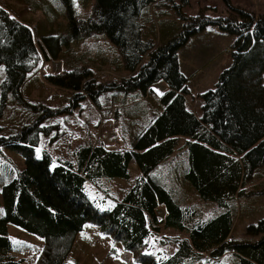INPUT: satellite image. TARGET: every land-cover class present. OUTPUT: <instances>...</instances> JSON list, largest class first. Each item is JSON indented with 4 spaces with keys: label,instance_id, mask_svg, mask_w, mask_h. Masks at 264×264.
<instances>
[{
    "label": "trees",
    "instance_id": "trees-1",
    "mask_svg": "<svg viewBox=\"0 0 264 264\" xmlns=\"http://www.w3.org/2000/svg\"><path fill=\"white\" fill-rule=\"evenodd\" d=\"M77 1L84 7L92 0ZM156 1L93 0L89 15L76 14L71 0H55L56 10L47 6L52 15L63 14L68 32L66 37L54 36L58 58L64 62L58 74L44 75L45 81L72 92L82 90L94 103L106 91H114L113 96L134 94V104L125 114L131 138L126 147L116 150L102 142L80 145L71 161L53 158L46 151L40 157L35 154L40 132L47 133L51 126L34 121L15 134L0 133V150L15 151L23 159V166L15 168L0 187V264H25L14 256L16 245L8 236V225L44 239L39 264H63L87 222L122 241L130 252L161 226L185 233L175 241L177 247L169 257L158 261L142 255L143 264L216 262L232 254L239 264H264V236L254 242H239L233 236L245 185L264 169V16L234 7L230 0H221L225 15L199 11L184 16L180 9L190 0H179L173 6L181 19L179 29L161 30L155 44L142 37L141 16ZM209 27L233 37L232 61L219 72L214 87L199 95L200 112L196 114L186 103L188 80L180 71L178 50ZM42 34L38 36L30 24L0 3V64L5 72L0 84V114L9 96L25 103L21 91L40 61L35 37H53L48 30ZM100 34L121 53L127 75L96 87L90 81L92 67L101 70L109 60L115 65V57L91 58L84 49L79 53L74 48H83L84 37ZM64 54L72 56L68 60ZM157 83L164 85L163 95L153 89ZM71 98V106H76L79 94ZM113 101L122 106L129 103ZM143 102L150 108L141 106ZM38 109L43 112L38 118L54 111L43 106ZM176 150L185 154L182 167L168 164ZM130 162L138 170L134 184L110 208L98 209L87 198L86 182L127 178ZM177 181L187 184L201 202L215 205L218 213L202 218L195 206L180 203ZM158 209L164 210L163 219L157 215ZM263 231L264 219L248 227L252 234Z\"/></svg>",
    "mask_w": 264,
    "mask_h": 264
},
{
    "label": "rangeland",
    "instance_id": "rangeland-1",
    "mask_svg": "<svg viewBox=\"0 0 264 264\" xmlns=\"http://www.w3.org/2000/svg\"><path fill=\"white\" fill-rule=\"evenodd\" d=\"M178 1L157 0L156 3L149 6L141 16L144 39H151L157 44L161 30L173 27L174 32L179 29L181 19L173 7L177 6ZM0 3L11 14L17 15L20 20L30 24L38 36H41L46 30L50 35L53 33V37L49 38L35 37L40 57L38 67L29 76L21 91L25 103L14 101L11 96L7 98V105L0 114L1 135L15 134L24 125L38 121L43 126L51 127L47 133L40 132L35 154L40 157L46 151L53 158L71 161H74V151L78 146L101 142V138L103 137L104 140L105 134L109 131H114L118 136L117 144L109 145L114 146L112 149L126 147L130 141L131 132L125 127V114L126 110L134 104L131 103L134 94L113 96L114 91H106L100 94L98 103H94L82 90L72 92L52 86L45 81L44 75L58 74L62 69V61L64 62L63 58H58V42L54 36L66 37L68 32L67 20L63 14L52 15V12L48 11L47 6L52 7L53 10L57 9L55 0H0ZM71 3L76 14L89 15L93 0L84 7L77 0H71ZM230 3L234 7L250 11L254 15L264 16V0H230ZM180 11L184 16H194L199 11L210 16L227 13L221 0H190L188 6ZM232 39V36L220 32L216 27H209L192 36L185 46L178 50L180 71L188 80L189 94L186 96V103L196 114L200 112L199 95L214 87L219 72L228 67L232 61ZM83 41V48L75 47L74 50H78L80 53L84 49L91 58L93 55L96 57L104 55L108 60L114 57L116 60L115 65L110 63V60L107 61L101 65V70L92 67L93 73L90 81L96 87L117 82L127 75L121 65L122 59L119 50L105 35L86 36ZM71 53L73 54L72 51ZM64 57L70 59L67 54H64ZM4 75V67L0 64V84ZM262 82L264 85V71L262 72ZM152 87L159 93L165 90L161 83ZM76 93L79 94L80 99L76 106H71L73 104L71 97ZM114 99L129 103L126 106L116 105ZM39 106L54 111L48 116L38 118L43 114L38 109ZM141 106L150 108L146 102H143ZM69 107L70 109H67ZM107 148L109 147L107 146ZM170 158H172L168 163L170 167L178 165L182 167L185 154L176 150ZM22 166L23 159L20 154L7 148H1L0 187L10 179L15 168ZM137 176L136 165L130 162L127 178L103 177L95 183L86 182L87 198L98 209H108L115 201L122 198L134 184ZM179 181H177L176 194L181 196L180 203L195 206L202 218L218 213L215 205L201 202L187 184H182ZM245 192V195L241 196L238 201V218L234 223L233 236L239 242H254L264 236V231L259 234L248 232L250 224L256 225L258 221L264 219V169H259L246 183ZM156 213L159 218H164L163 209H158ZM7 229L10 240L16 245L14 256L24 259L25 264H39L44 248V239L14 225H8ZM185 236V233L177 228L161 226L158 233L147 236L140 247L130 252L124 248L122 241L115 239L97 224L87 222L83 229L77 233L63 264H143L142 255H150L159 261L169 257L177 247L175 241ZM193 264H239V259L232 254L224 255L216 262L199 260Z\"/></svg>",
    "mask_w": 264,
    "mask_h": 264
},
{
    "label": "built area",
    "instance_id": "built-area-1",
    "mask_svg": "<svg viewBox=\"0 0 264 264\" xmlns=\"http://www.w3.org/2000/svg\"><path fill=\"white\" fill-rule=\"evenodd\" d=\"M105 135L106 136L104 137V140H103V137L101 138V141H102L104 146L112 147V146H109V145L110 144H117L118 137H117V134H115L114 131H109Z\"/></svg>",
    "mask_w": 264,
    "mask_h": 264
},
{
    "label": "snow or ice",
    "instance_id": "snow-or-ice-1",
    "mask_svg": "<svg viewBox=\"0 0 264 264\" xmlns=\"http://www.w3.org/2000/svg\"><path fill=\"white\" fill-rule=\"evenodd\" d=\"M160 95H163V93H160ZM3 210H0V212H2Z\"/></svg>",
    "mask_w": 264,
    "mask_h": 264
}]
</instances>
